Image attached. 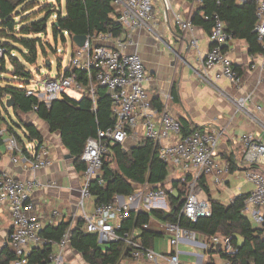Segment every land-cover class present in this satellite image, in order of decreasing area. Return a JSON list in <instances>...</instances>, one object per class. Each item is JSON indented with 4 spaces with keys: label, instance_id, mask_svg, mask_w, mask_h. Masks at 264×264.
Instances as JSON below:
<instances>
[{
    "label": "built area",
    "instance_id": "obj_1",
    "mask_svg": "<svg viewBox=\"0 0 264 264\" xmlns=\"http://www.w3.org/2000/svg\"><path fill=\"white\" fill-rule=\"evenodd\" d=\"M235 1L243 5L249 0ZM255 1L257 25L254 32L261 43L262 52L252 60L248 69L258 71L259 82H264V0ZM156 3L160 6L162 20L167 23L172 17L174 27L187 37L189 48L197 50L196 27L191 17L173 11L172 0H111V18L124 29L122 36L115 39L108 35L87 38L82 48L73 49L69 67L65 71L54 78L48 76L42 79L43 89L37 92L27 90L26 96L34 97L49 107L52 102L64 96L68 97L66 93L69 91L80 99H89L95 106L98 91H105L111 101L115 124L106 131H98L96 137L89 138L80 156L85 170L77 209L80 211V219L85 222V231L96 235L100 246L123 243L135 262L153 263L160 260L161 264H181L179 246L183 241L196 243L195 233L182 229L177 224H167L165 235L170 251L167 254H158L144 248L135 240L134 232L120 230L121 223L129 218L130 212L170 210L169 197L175 195L172 186L166 185L155 190L144 186L143 191L138 193L136 190L130 197L120 199L117 196L113 203L94 206L92 211L87 209L91 198V184L97 181V185H104L102 165L106 159L108 145L119 144L124 149L129 139H133L135 143L142 137L150 140L155 146L159 160L172 169V174L178 175L177 178H180L186 189L180 216L190 222L211 215L208 201L200 197L203 191L199 186V179L209 178L215 185H220L223 177L229 174V164L219 165L215 160L218 133L197 131L183 136L180 120L164 111L157 113L151 107L145 88L150 77L137 53V44L133 43L132 36L135 31L143 30L152 37H157L154 30ZM193 4L197 8L202 5V0H193ZM204 19L208 20L207 17ZM212 23L211 33L208 35L209 48L202 58L200 80L214 86V81L224 78L232 85L239 86L242 76L226 51L233 40L232 36L217 15L212 17ZM129 47H135L134 52L128 53ZM2 56L3 51L0 49V58ZM214 69L218 71L212 79L209 74ZM76 72L82 74L80 79ZM250 98L251 95H248L245 100ZM242 107L243 104H238V109ZM36 110L34 107L33 112L25 117L30 118ZM139 128L140 134L135 132ZM4 133V130H0V138L4 137ZM239 141L242 145L243 162L249 167L244 173V179L253 186V190L243 202L241 213L249 217L255 226L262 227L264 173L259 170V166H264V141L258 140L250 133L242 135ZM3 146L14 165L20 162L15 156H22L25 169L29 168L32 172L46 170L52 164L50 151L44 142H29L20 148L15 137L10 136L3 140ZM57 188L56 182L42 184L36 178L19 180L6 172L0 173V208L8 213L11 221V230L4 243L14 257L10 264H31L28 260L29 247H41L48 243L40 236L43 226L35 213L32 194L40 189ZM60 216L57 210L51 213L54 220ZM69 243L70 233L67 232L59 243L53 245L58 251L51 253L46 264H64L62 253L69 247ZM202 246L206 250L219 249L227 256L235 254L230 239L219 235L211 237Z\"/></svg>",
    "mask_w": 264,
    "mask_h": 264
},
{
    "label": "trees",
    "instance_id": "obj_2",
    "mask_svg": "<svg viewBox=\"0 0 264 264\" xmlns=\"http://www.w3.org/2000/svg\"><path fill=\"white\" fill-rule=\"evenodd\" d=\"M41 0H0V49L3 56L0 58V72L10 74L12 80H29L24 64L13 57L17 52L23 58L26 65L34 66L39 55L45 52V46L40 35L47 34L48 21L53 15L55 21L51 25V34L54 42L65 37L70 39L75 36L87 38L98 35H108L111 38H119L124 33L121 25L112 18L111 0H65L64 14L55 6L45 3L41 5L38 13H43L42 19L34 20L35 15H27V12L39 4ZM59 5L60 0H55ZM257 4L255 0H249L239 5L235 0H202L191 21L197 28H201L207 35L212 29V17L217 15L225 23L226 31L232 39L244 41L251 56L262 52L261 43L254 32L257 25ZM26 14L20 19L21 14ZM38 15V14H37ZM207 17L208 20H205ZM6 60L13 68L12 73L6 70ZM68 74V72L66 71ZM78 79L82 77L76 72ZM16 82L10 81L0 87V126L4 123V136H13L18 144L22 139L8 125L4 114L10 119V112L21 121L24 117L34 112L35 117L46 124L51 134L58 133L62 147L73 159V166L77 173L85 170V165L80 160L85 144L89 138L96 137L98 131H106L115 124L112 114V105L104 90H99L96 104L87 98L76 101L68 97L56 100L49 107L40 103L34 97L26 96V87L22 83L14 86ZM175 96V88L172 97ZM12 101L13 108L7 109L5 104ZM151 107L156 112L162 111V105L158 99H150ZM181 122V121H180ZM182 123V122H181ZM5 126V127H6ZM23 136L28 142L43 143V138L37 129L31 124H21ZM182 135L186 136L201 129L190 130L182 123ZM2 130V127H0ZM3 137L0 138V147ZM109 159V160H108ZM229 164V173L235 171V163L232 159H226ZM112 163L115 168H112ZM172 175V169L159 160L154 144L145 138H140L137 145L128 151L121 145H108L106 159L102 165V179L104 185H97L94 181L90 186V195L94 206L113 203L117 196L130 197L135 194L137 188L148 186L149 190L164 188L168 185V179ZM175 190V195L169 197L170 210L163 212L158 210L130 212L129 218L121 223V232L138 231L135 240L144 248L151 249L156 240L166 238L165 227L167 224H177L180 228L195 233L203 241L219 235L230 239L235 249L233 256H227L221 250H217L220 258L229 264H264V224L255 226L249 217L242 215L243 202L247 195L235 197L231 203L224 205L211 199L205 178L199 179V186L207 196L211 215L200 218L196 222H190L180 216L182 197L186 190L180 178L169 182ZM70 233L69 246L81 255L86 264H120L121 261L137 263L131 259L130 251L123 243H110L100 246L97 236L85 231V222L78 219L71 226L59 223L56 226H43L40 236L48 243L41 247L32 248L28 254L31 264H46L53 252V245L60 242L63 236ZM241 241L238 243V240ZM14 259L6 247L0 249V264H10Z\"/></svg>",
    "mask_w": 264,
    "mask_h": 264
},
{
    "label": "crops",
    "instance_id": "obj_3",
    "mask_svg": "<svg viewBox=\"0 0 264 264\" xmlns=\"http://www.w3.org/2000/svg\"><path fill=\"white\" fill-rule=\"evenodd\" d=\"M172 6L174 12L186 17H191L196 9L193 0H172ZM155 12L154 30L157 37H152L143 30L135 31L132 36L133 43L137 44V53L150 77L145 84L147 95L150 99H158L162 111L180 120L190 130L198 128L202 133H218L215 160L219 165H223L227 163L226 159H232L235 163V171L224 176L220 185H215L209 178H205V184L211 199L228 205L235 197L247 195L253 190V186L244 179V173L249 167L243 162L239 138L250 133L258 140L264 141V82H259L258 71L248 69L252 60L259 54L251 56L244 41L233 39L226 51L242 76L240 85H232L224 78L214 81V86L207 85L200 80L199 74L202 58L209 48L208 35L201 28L196 27L198 49H191L187 37L174 27L172 17L167 23L162 20L158 3ZM134 50L135 47H129L127 52L132 53ZM217 71L218 69L212 70L209 76L212 78ZM173 88H175L174 97H172ZM248 95H251V98L245 100ZM238 104H243V107L238 109ZM30 119L29 124L41 134L43 142L50 151L51 166L43 171L32 172L29 168L25 169L22 163L23 157L17 155L15 157L20 162L14 165L2 144L0 173L6 172L19 180L36 178L42 184L56 182L57 189L34 191L32 201L35 213L41 219L42 226H56L62 222L73 226L80 218L77 204L83 185V174L75 171L73 159L66 158L68 153L62 147L59 134H51L46 124L38 120L35 115ZM37 121L42 123L40 128L35 125ZM7 138L4 136L3 140ZM138 142L139 139L136 143L133 139H129L124 150L128 151L135 147ZM262 172L264 173L263 170ZM171 176L172 180L178 177L174 174ZM170 181L171 179L168 181V186H171ZM143 188L140 187V191H143ZM200 197L207 200L203 192ZM73 207H76V210H73ZM93 207L94 202L90 198L87 209L92 211ZM55 210L59 211L61 216L54 220L51 213ZM10 230L9 215L0 208V249L5 247L4 243ZM137 234L138 231L134 232L135 236ZM240 241L241 239L238 243ZM207 242L198 236L194 244L183 241L179 246L180 263L224 264L216 249H204L202 245ZM32 248L35 247L30 246L29 251ZM152 250L158 254H167L170 251L167 238L156 240ZM57 251L58 248L53 246V252ZM62 256L64 264H86L81 255L70 246L64 250ZM120 264L133 263L124 260ZM136 264H161V261Z\"/></svg>",
    "mask_w": 264,
    "mask_h": 264
},
{
    "label": "rangeland",
    "instance_id": "obj_4",
    "mask_svg": "<svg viewBox=\"0 0 264 264\" xmlns=\"http://www.w3.org/2000/svg\"><path fill=\"white\" fill-rule=\"evenodd\" d=\"M48 3L50 5H55L63 14L65 12V0H60V4L58 5L55 0H41L39 1L38 5H35L33 9L27 12V15H35L34 20H39L42 19L44 14L43 13H38L41 5ZM38 14V15H37ZM26 14H21L20 19L25 16ZM55 16L53 15L50 20L48 21V30L47 34L45 35H40L38 38L41 39L42 43L45 46L44 53L43 55H39L38 60L34 66H29L26 65L23 62V58L21 55H19L17 52H13V57L17 58L20 60L27 71L28 74H30V79L29 80H23V79H15L12 80L10 74H5L0 72V87H3L6 85V83H10V81L16 82L14 86H18V83L24 84L27 90L31 91H38L39 89H43V83L42 79L47 78L48 76L50 78H54L57 74L65 71L70 64L72 54H73V49L77 48L76 46H73L71 39L69 37H65V42L58 40L57 42H54L51 34V25L55 21ZM147 33V32H146ZM6 64V70L9 71V73H12L13 68H11L10 64L8 63V60L5 62ZM48 64V65H47ZM1 71V70H0ZM66 95L73 99V100H80V97L72 92H67ZM0 109H2L0 107ZM10 119L4 114V118L8 122V125L13 128V130L16 132L17 136L22 139V143H19V147L23 148L25 147L29 142L24 138L23 136V127H21V124L25 123L28 124L30 123V118L22 117L21 116V121L13 115V113L10 112ZM35 125L40 128L42 123L37 121L35 122ZM3 123L0 127H2V130L7 128V126ZM136 133L140 134L141 129H137L135 131ZM109 160V159H108ZM112 168H115V164L112 163L111 165ZM259 170L264 171V166H259ZM170 179H173V177H169L168 181ZM186 189H182L181 191H185ZM137 191H140V189H137ZM145 194V193H143ZM184 197H182L183 200ZM223 200V199H221Z\"/></svg>",
    "mask_w": 264,
    "mask_h": 264
},
{
    "label": "water",
    "instance_id": "obj_5",
    "mask_svg": "<svg viewBox=\"0 0 264 264\" xmlns=\"http://www.w3.org/2000/svg\"><path fill=\"white\" fill-rule=\"evenodd\" d=\"M71 42L74 46L78 47V48H82L84 46V44L87 42V37L85 36H75L71 38ZM48 65V64H47ZM7 109H12L13 108V104L11 100H8L5 104ZM67 159H72V157L70 155H67L66 157ZM120 199H122V196H118ZM73 210H76V207L72 208ZM74 212V211H73ZM134 212V211H133Z\"/></svg>",
    "mask_w": 264,
    "mask_h": 264
}]
</instances>
